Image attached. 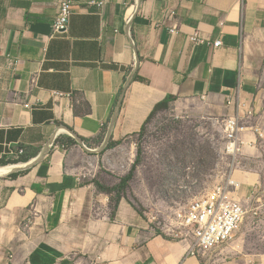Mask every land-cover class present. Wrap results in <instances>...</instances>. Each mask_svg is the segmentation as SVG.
I'll use <instances>...</instances> for the list:
<instances>
[{"label": "crops", "instance_id": "1", "mask_svg": "<svg viewBox=\"0 0 264 264\" xmlns=\"http://www.w3.org/2000/svg\"><path fill=\"white\" fill-rule=\"evenodd\" d=\"M88 2L52 34L59 0H0V167L20 165L0 174V264H264V216L195 254L72 169L137 135L167 96L223 105L235 155L264 158V0Z\"/></svg>", "mask_w": 264, "mask_h": 264}, {"label": "rangeland", "instance_id": "2", "mask_svg": "<svg viewBox=\"0 0 264 264\" xmlns=\"http://www.w3.org/2000/svg\"><path fill=\"white\" fill-rule=\"evenodd\" d=\"M225 120L221 104L177 100L151 115L137 135L110 141L101 152L87 153L84 160L73 161L76 166L72 169L83 183L106 193L112 206L118 197L130 199L156 231L163 233L174 224L176 211L204 196L215 184L238 180L248 172L252 180L241 182L239 194L250 184L264 186V158L242 157L235 155V149L228 150ZM88 147L96 150L98 146ZM128 176L122 185L121 179ZM259 219L249 214L241 227L257 226ZM261 231L247 233L257 239Z\"/></svg>", "mask_w": 264, "mask_h": 264}, {"label": "built area", "instance_id": "3", "mask_svg": "<svg viewBox=\"0 0 264 264\" xmlns=\"http://www.w3.org/2000/svg\"><path fill=\"white\" fill-rule=\"evenodd\" d=\"M108 1L89 0L88 3L101 9ZM73 3L74 0H59L58 12L51 25L52 34L67 32ZM189 38L192 42H204L196 32ZM219 44V40L213 42L214 47ZM5 61L8 68H15L21 62L8 55L5 56ZM31 81L35 83L34 77ZM238 129L239 122L235 117H228L224 121L223 132L228 150L236 147ZM241 185V182H235L231 178L215 184L204 196L176 211L174 224L166 227L163 233L187 239L191 252L195 254H203L226 245L239 231L247 215L259 219L264 214V186L250 184L245 194L240 195ZM176 228L180 229L179 233H176Z\"/></svg>", "mask_w": 264, "mask_h": 264}, {"label": "trees", "instance_id": "4", "mask_svg": "<svg viewBox=\"0 0 264 264\" xmlns=\"http://www.w3.org/2000/svg\"><path fill=\"white\" fill-rule=\"evenodd\" d=\"M174 100V98L172 96H167L163 101L159 102L158 104H156V106L154 107L153 111L151 112V114L149 115V117L151 115H153L158 109H161V108H166L168 106V103L170 101ZM148 117V118H149ZM147 118V119H148ZM129 176L128 177H125V178H122L121 179V184L122 185H125L127 180H128ZM120 197H118L114 203V205L116 206L118 201H119Z\"/></svg>", "mask_w": 264, "mask_h": 264}, {"label": "bare ground", "instance_id": "5", "mask_svg": "<svg viewBox=\"0 0 264 264\" xmlns=\"http://www.w3.org/2000/svg\"><path fill=\"white\" fill-rule=\"evenodd\" d=\"M48 146V145H47ZM89 149V148H88ZM99 148H97L96 150H98ZM89 150H91V149H89ZM45 151L46 150H44L43 151V153H45ZM18 167H20V165H9V166H3V167H0V174L1 173H5V172H7V171H9V170H12V169H14V168H18ZM236 182V181H235Z\"/></svg>", "mask_w": 264, "mask_h": 264}, {"label": "water", "instance_id": "6", "mask_svg": "<svg viewBox=\"0 0 264 264\" xmlns=\"http://www.w3.org/2000/svg\"><path fill=\"white\" fill-rule=\"evenodd\" d=\"M77 140H79L80 141V139L79 138H77ZM81 142V141H80Z\"/></svg>", "mask_w": 264, "mask_h": 264}]
</instances>
